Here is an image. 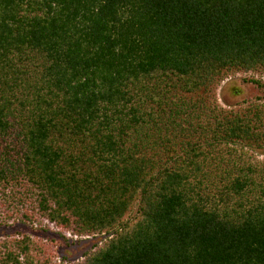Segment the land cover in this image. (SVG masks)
Masks as SVG:
<instances>
[{"label":"trees","instance_id":"1","mask_svg":"<svg viewBox=\"0 0 264 264\" xmlns=\"http://www.w3.org/2000/svg\"><path fill=\"white\" fill-rule=\"evenodd\" d=\"M261 70L264 0H0L3 222L104 237L69 264H264V164L238 151H264V97L214 96ZM56 261L0 239V264Z\"/></svg>","mask_w":264,"mask_h":264},{"label":"rangeland","instance_id":"2","mask_svg":"<svg viewBox=\"0 0 264 264\" xmlns=\"http://www.w3.org/2000/svg\"><path fill=\"white\" fill-rule=\"evenodd\" d=\"M252 78L259 80L262 86L250 82L249 79ZM214 96L220 107L236 110L245 109V106L257 96L264 97V70L249 73L239 72L229 76L215 88ZM238 151L243 154L245 159L256 163L258 167V164H264V151L260 152V150L246 147H243V149L238 147ZM12 210L14 209H0V239L21 234H28L32 238L41 239L55 250L57 264H69L74 260L80 259L95 242L104 240L101 235L96 238H84L75 244L76 238L68 237L67 240L64 239L60 230L46 221L34 225L17 218L3 222L5 215L11 213Z\"/></svg>","mask_w":264,"mask_h":264}]
</instances>
